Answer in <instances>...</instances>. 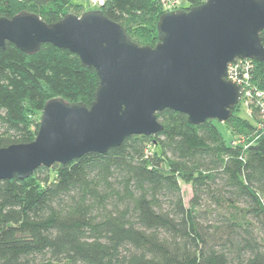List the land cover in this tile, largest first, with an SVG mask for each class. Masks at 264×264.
<instances>
[{"label":"trees","instance_id":"trees-1","mask_svg":"<svg viewBox=\"0 0 264 264\" xmlns=\"http://www.w3.org/2000/svg\"><path fill=\"white\" fill-rule=\"evenodd\" d=\"M75 1L0 0V18L30 14L52 24L72 8L78 16ZM185 1L181 9L205 0ZM97 11L150 47L167 13L162 0H104ZM260 38L264 47V31ZM252 64L254 120L238 114L239 103L219 123L239 144L226 143L217 121L192 125L164 110L152 137L0 181V264H264V101L255 97L264 94V61ZM97 86L95 70L68 50L43 44L30 54L6 42L0 148L34 141L49 101L89 107Z\"/></svg>","mask_w":264,"mask_h":264},{"label":"water","instance_id":"water-1","mask_svg":"<svg viewBox=\"0 0 264 264\" xmlns=\"http://www.w3.org/2000/svg\"><path fill=\"white\" fill-rule=\"evenodd\" d=\"M156 29L158 42L150 47L132 42L100 11L67 14L52 24L30 14L0 18V48L8 42L33 54L52 44L98 77L89 107L49 101L34 141L0 148V181L105 154L130 136L152 137L162 131L156 115L164 110L192 125L230 119L243 88L226 79L227 66L264 61V0H205L162 15Z\"/></svg>","mask_w":264,"mask_h":264},{"label":"rangeland","instance_id":"rangeland-1","mask_svg":"<svg viewBox=\"0 0 264 264\" xmlns=\"http://www.w3.org/2000/svg\"><path fill=\"white\" fill-rule=\"evenodd\" d=\"M75 4H79V5H82V9L80 10V16H81V13H84V12H92V11H97V5H94L93 3H92V0H76L75 1ZM185 6H187V3H186V1L185 0H179L178 1V3L177 4H175V6H173V7H170V8H168L167 9V13H169V12H171V11H174V10H179V9H181L182 7H185ZM74 9L72 8V9H70V10H68L67 11V13L68 14H74ZM78 15V16H79ZM248 87V86H247ZM249 89V88H248ZM247 93V92H246ZM248 96H245V98H244V100H243V102H240L241 103V105H240V111L238 112V114L242 117V118H244V119H247V120H249V121H252V120H254L253 119V115H252V113H251V109H248V107H247V103H248V101L246 100V98H247ZM264 98H262V101H264L263 100ZM215 125L217 126V128H218V130H219V132L222 134V136L224 137V139H225V141H226V143H231L232 141H233V136H231L230 134H231V132L230 131H234L233 129H232V126H227V125H225L224 124V126L223 125H221V124H219V123H215ZM240 142H242V141H240ZM233 143H235V144H239V141H233ZM181 192H182V194H183V200H184V203H185V205H188V201H189V198L191 197V189H190V186H188V185H181Z\"/></svg>","mask_w":264,"mask_h":264},{"label":"built area","instance_id":"built-area-1","mask_svg":"<svg viewBox=\"0 0 264 264\" xmlns=\"http://www.w3.org/2000/svg\"><path fill=\"white\" fill-rule=\"evenodd\" d=\"M178 1L179 0H162L163 7L165 10H167L168 8L175 6V4L178 3ZM103 2L104 0H92V3L94 5H97V7L101 6ZM252 68H253L252 60L249 59L235 60L234 62L230 63L227 66L226 79L243 88L242 99H244L245 96H248L246 98V100L248 101L247 105L252 101V95H253L252 89H248L247 87L249 85V74ZM255 94H256L255 97H257L258 99L264 98V94L262 93H255ZM263 107H264L263 104H261V108Z\"/></svg>","mask_w":264,"mask_h":264}]
</instances>
